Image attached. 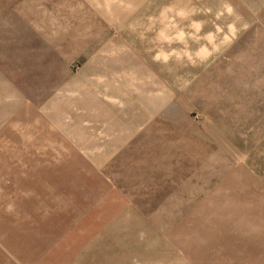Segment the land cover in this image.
I'll return each instance as SVG.
<instances>
[{
  "label": "rangeland",
  "instance_id": "obj_1",
  "mask_svg": "<svg viewBox=\"0 0 264 264\" xmlns=\"http://www.w3.org/2000/svg\"><path fill=\"white\" fill-rule=\"evenodd\" d=\"M0 264H264V0H0Z\"/></svg>",
  "mask_w": 264,
  "mask_h": 264
}]
</instances>
